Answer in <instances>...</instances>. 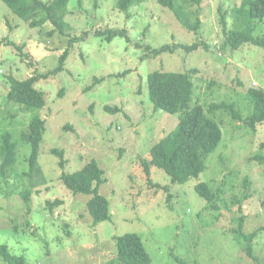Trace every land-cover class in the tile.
<instances>
[{
    "label": "rangeland",
    "instance_id": "1",
    "mask_svg": "<svg viewBox=\"0 0 264 264\" xmlns=\"http://www.w3.org/2000/svg\"><path fill=\"white\" fill-rule=\"evenodd\" d=\"M238 2L203 0L201 27L194 33L158 0H139L125 11L116 7V0H70L65 16L68 34L48 35L53 29L49 22L30 27L0 0V39L11 41L0 44V135L3 129L10 132L17 156L13 170L0 176V244H6L12 254L23 255L25 264H123L115 255L114 237L134 232L146 248L149 264H264V206L260 204L264 164L252 159L264 155L259 148L264 122L251 130L232 120L227 111L209 113L223 134L198 179L173 184L163 170L152 166V184L168 186L156 188L142 165L150 147L179 120L175 114L153 110L147 89L150 72L196 68L193 102L207 110L210 103L233 101L243 117L250 109L245 91L264 90V48L243 43L232 50L223 45L220 14L228 12L230 29V10ZM108 28L125 29L129 40L116 35L109 41L105 35H95V30ZM83 31L88 34L70 46L63 70L34 84L43 92V107L29 109L6 100L8 77L21 80L57 68L69 38ZM252 34L264 36V19L253 24ZM195 41L207 42L208 48L191 52L177 48L157 56L144 50L145 45L157 48ZM94 77L104 79L92 85ZM212 82L216 84L208 89ZM105 105L119 109L110 112ZM32 115L44 120L37 157L44 180L37 176L30 184L23 174L29 148L21 135ZM52 148L63 150L67 172L81 169L91 159L97 161L106 178L99 193L109 201L110 220L93 226L87 209L91 196L73 194L63 185V169ZM245 176L250 196L241 211L236 200ZM199 179L221 186L217 210L203 209L205 201L194 189ZM24 190L30 191L29 204L22 198ZM55 200L60 202L49 208L47 202ZM240 215L244 216L242 230L256 233L255 257L246 254L232 233ZM0 264L10 263L0 257Z\"/></svg>",
    "mask_w": 264,
    "mask_h": 264
},
{
    "label": "trees",
    "instance_id": "2",
    "mask_svg": "<svg viewBox=\"0 0 264 264\" xmlns=\"http://www.w3.org/2000/svg\"><path fill=\"white\" fill-rule=\"evenodd\" d=\"M139 0H116V7L120 11L127 10L134 2ZM203 0H158V2L169 9L175 19L186 29L197 33L201 27V3ZM238 4L232 6L230 10L232 26L230 29L226 26L227 11L221 12L220 22L222 31L225 34L223 45L232 50L237 49L243 43H250L264 48V36L252 34L253 24L256 21L264 19V0H238ZM13 13L27 21L30 27L42 25L49 22L53 29L48 32L52 35L55 31L66 35L70 29L65 20L68 13V4L70 0H3ZM220 10V8H219ZM221 11V10H220ZM88 34L83 31L79 36L69 38L68 47L60 54L57 68L49 70L44 74L32 75L25 79L9 78V89L6 100L12 103L24 105L29 109H38L44 106L45 99L43 92L37 90L34 84L40 78H46L51 74H56L63 70V65L69 53L70 46L74 42L83 39ZM95 35H105L107 40H111L116 35L125 36L129 40L125 29L108 28L103 32L95 30ZM10 44L11 41L0 39V44ZM137 47L141 45L136 43ZM200 46L208 48L205 41H195L191 44L173 43L163 44L157 48L145 45L144 50L150 52L153 56L161 53H172L177 48L184 49L187 52L194 51ZM197 73V69H189L184 72L160 71L154 70L147 76V89L149 100L153 110H162L169 114L178 116L177 125L165 136L160 138L149 149V158L142 162L143 169L148 177L150 185L156 188H168L167 185L159 183L152 184L150 169L152 166L163 170L170 178L171 183L183 184L189 180L198 179L207 169L206 159L213 152L222 139V129L220 123L211 117L209 113L217 110L227 111L232 120L242 121L243 125L251 130L255 129L258 123L264 122V90L260 88H248L245 91V97L249 103V112L244 117L242 110L233 101H221L219 103H210L207 110L198 102H193L194 82L192 76ZM104 78L94 77L92 85L102 81ZM216 82L209 83L208 89L212 88ZM105 110L116 111L118 107L104 106ZM44 120L38 115H32L28 129L22 133L21 138L29 148L27 161V170L23 174L27 177L30 184L36 182L37 176L44 180L41 166L37 161L39 153V144L44 133ZM10 132L3 129L0 135V176L4 177L6 172L13 170L16 162L15 141L10 140ZM260 149H264V142ZM51 153L59 157L58 164L63 169L65 159L63 150L52 148ZM223 159V158H221ZM261 164H264V155L255 154L252 157ZM221 164L224 163L221 160ZM226 168L222 167L224 174ZM104 170L98 165L95 159H91L81 169L67 172L63 169L61 180L63 185L73 194H87L90 199L87 201V209L92 217L93 226L99 222L110 220L111 211L108 199L99 193V186L106 182L103 176ZM38 182V181H37ZM249 178L244 177L242 181V193L237 198L238 209L242 211L241 204L248 199ZM212 181L199 179L194 185L197 194L205 201L203 209L217 210L216 203L219 198V192L222 188L213 187ZM22 198L29 204L30 191H22ZM60 201L47 202L49 208ZM264 206V197L260 201ZM201 212V211H200ZM200 214V213H199ZM238 225L232 229L235 238L242 243V248L250 257L253 256L252 240L256 236L255 232L245 233L242 230L244 216L235 218ZM115 255L123 264H149L150 257L146 248L137 233L127 232L114 237ZM243 240V241H242ZM0 257L4 258L10 264H25L23 255L12 254L6 244H0Z\"/></svg>",
    "mask_w": 264,
    "mask_h": 264
}]
</instances>
